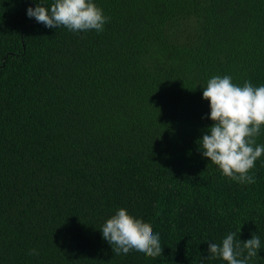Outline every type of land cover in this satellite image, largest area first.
I'll use <instances>...</instances> for the list:
<instances>
[{
	"label": "trees",
	"instance_id": "16d2710c",
	"mask_svg": "<svg viewBox=\"0 0 264 264\" xmlns=\"http://www.w3.org/2000/svg\"><path fill=\"white\" fill-rule=\"evenodd\" d=\"M95 3L99 33L0 0V264H200L239 227L264 264V154L240 184L196 143L208 78L264 84V0ZM119 207L160 234V255L112 252L99 228Z\"/></svg>",
	"mask_w": 264,
	"mask_h": 264
},
{
	"label": "clouds",
	"instance_id": "9594fccd",
	"mask_svg": "<svg viewBox=\"0 0 264 264\" xmlns=\"http://www.w3.org/2000/svg\"><path fill=\"white\" fill-rule=\"evenodd\" d=\"M33 2L35 6L26 8V16L46 28L99 33L108 21L95 0H53L50 5L45 0ZM200 87L202 99L208 101L207 119L212 122L196 141L200 155L215 165L220 175L240 184L254 183L250 170L264 154V144L256 142L264 130V84L254 86L245 80L241 86L233 83L230 75H213ZM99 229L112 252L121 257L131 253L155 258L161 254L160 234L134 220L125 208H117ZM239 232L240 227L227 232L219 243L208 242V255L201 258L200 264L213 259L226 264H249L261 249L260 237L253 233L241 241L237 238ZM29 254H37L36 249Z\"/></svg>",
	"mask_w": 264,
	"mask_h": 264
}]
</instances>
